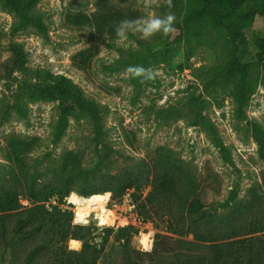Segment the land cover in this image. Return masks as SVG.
Here are the masks:
<instances>
[{
    "label": "rangeland",
    "instance_id": "374dc122",
    "mask_svg": "<svg viewBox=\"0 0 264 264\" xmlns=\"http://www.w3.org/2000/svg\"><path fill=\"white\" fill-rule=\"evenodd\" d=\"M172 4L0 0V264H28L37 238L17 235L19 218L23 230L41 220L47 238L78 231L66 248L101 247L94 264L149 261L155 234V264L176 252L216 264L219 249L237 264L239 240L264 233V0H215L222 22L211 8L185 22L201 0ZM169 12L167 35L118 42L121 20ZM72 193L106 194L107 209L144 225L76 222Z\"/></svg>",
    "mask_w": 264,
    "mask_h": 264
},
{
    "label": "trees",
    "instance_id": "16d2710c",
    "mask_svg": "<svg viewBox=\"0 0 264 264\" xmlns=\"http://www.w3.org/2000/svg\"><path fill=\"white\" fill-rule=\"evenodd\" d=\"M28 1L33 2L34 0H24V2ZM202 6L200 9L195 10L191 13H189L186 18L185 22H188L192 19H194L197 15H201L205 12L207 8H211L212 11L216 14V17H218V21L222 22L223 18L218 14L217 8L215 5V0H201ZM19 0H7V3L10 7L17 10L18 6L17 3ZM35 21V22H34ZM35 23V26L41 31H44V25L40 20H33ZM240 64L238 62V59L235 58L226 68V76H230L237 67H239ZM239 91H244V80L242 81V84L239 87ZM190 205L192 207V210H196L199 208L197 200L190 202ZM43 206H35L34 208L29 209V220H34L33 217L36 216L38 211L42 210ZM42 213V212H41ZM37 219V217H36ZM27 224L26 221H23L21 218H19L17 224H16V233L19 237H36L37 242L35 246L30 249L26 255L24 256V262L28 264H34L38 259L41 260V262H38V264H94L96 261L101 247H98L97 245H92L87 242V240L83 241L82 248L79 251L76 250H69L66 248L65 241L68 238H81V235L78 231L71 230V232L68 229L65 230H57L56 238H47V230H45L43 226V222L40 220L38 223V226L30 227L26 230L24 229V226ZM43 228V231H42ZM124 229L120 228L118 230L119 236L118 239L123 238V232ZM241 234H244L243 232ZM39 235V236H38ZM238 235V234H236ZM155 250L152 253L149 254V256L152 258L149 261L143 260L140 258L136 261H132L129 256H127V259L124 258L122 260L121 264H155V262H158L160 252L156 250L158 247V238L161 237L159 234H155ZM175 239V238H174ZM64 242V243H63ZM239 242L242 244L240 248L243 250L241 252V258L238 260H235V263L237 264H264V233H262V236L257 237H247L242 238L239 240ZM103 245V244H102ZM219 254H216V258L218 259V262L216 261V264H234V259L230 257L228 252L224 249L217 250ZM186 253L184 258H180L178 253H175V257H178L177 264H205V258L202 257L200 254L195 253ZM145 255L148 256V254L145 253ZM201 258H204V260H201ZM210 264V263H208Z\"/></svg>",
    "mask_w": 264,
    "mask_h": 264
},
{
    "label": "clouds",
    "instance_id": "9594fccd",
    "mask_svg": "<svg viewBox=\"0 0 264 264\" xmlns=\"http://www.w3.org/2000/svg\"><path fill=\"white\" fill-rule=\"evenodd\" d=\"M155 0H144L145 7H151ZM168 8H172V0H165ZM175 15L171 12L164 16L148 15L134 19H123L115 25L114 30L118 42L123 43L128 40L129 33L139 34L141 39L148 40L156 33L162 32L167 35L173 31ZM132 78H138L141 82L154 79L155 72L151 68L143 65H130L125 70Z\"/></svg>",
    "mask_w": 264,
    "mask_h": 264
},
{
    "label": "bare ground",
    "instance_id": "6f19581e",
    "mask_svg": "<svg viewBox=\"0 0 264 264\" xmlns=\"http://www.w3.org/2000/svg\"><path fill=\"white\" fill-rule=\"evenodd\" d=\"M83 195L71 194L74 203V220L76 222L88 223L91 218L98 225H105L106 223L112 222L114 215H111L104 208L105 200L108 199L106 194ZM69 243L72 248L79 247V241L76 238H70Z\"/></svg>",
    "mask_w": 264,
    "mask_h": 264
},
{
    "label": "built area",
    "instance_id": "2783aa9c",
    "mask_svg": "<svg viewBox=\"0 0 264 264\" xmlns=\"http://www.w3.org/2000/svg\"><path fill=\"white\" fill-rule=\"evenodd\" d=\"M108 201H110V198H108L107 200H105V203H104V208L108 211V212H110V214L112 215H114V218L112 219V223L114 222V221H116V219L117 218H120L121 217V219H124V225H135V226H137V224H138V226L140 227V229H142V225H144V224H140V221H138V223L137 222H135V221H133V220H130V221H128V217L125 215V213L124 212H122L121 210L119 211V212H117L116 210H111V209H109L110 208V205H108V209L105 207V205L107 204V202ZM135 220V219H134ZM117 221H119V220H117ZM111 223V222H110ZM110 223H106L105 225H109ZM151 241H150V247H151V243H152V235H151ZM149 247V248H150Z\"/></svg>",
    "mask_w": 264,
    "mask_h": 264
}]
</instances>
